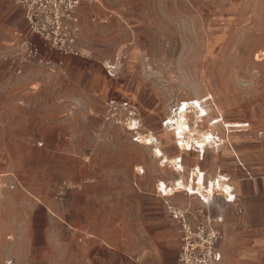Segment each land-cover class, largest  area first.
Here are the masks:
<instances>
[{
	"label": "rangeland",
	"instance_id": "1",
	"mask_svg": "<svg viewBox=\"0 0 264 264\" xmlns=\"http://www.w3.org/2000/svg\"><path fill=\"white\" fill-rule=\"evenodd\" d=\"M78 14V56L40 40L35 55L23 10L0 0V264L174 263L180 227L156 187L173 169L106 121V103L138 106L173 161L162 122L198 96L200 131L212 125L242 161L219 147L201 161L238 186L236 204L211 207L223 264H264V0H96ZM181 154L186 178L199 156Z\"/></svg>",
	"mask_w": 264,
	"mask_h": 264
},
{
	"label": "built area",
	"instance_id": "2",
	"mask_svg": "<svg viewBox=\"0 0 264 264\" xmlns=\"http://www.w3.org/2000/svg\"><path fill=\"white\" fill-rule=\"evenodd\" d=\"M23 10L28 34H20L24 44L38 55L39 46L35 40H40L49 50L59 52L64 56H78V36L80 34V17L78 10L84 2L96 0H14ZM181 108H184L182 103ZM191 114L190 108L185 111ZM106 121L123 126L132 134V141L140 144L139 132L143 127L139 109L129 100L111 99L106 103ZM165 128H171L169 117L163 120ZM245 127H248L246 124ZM231 179L228 177L226 182ZM231 182V180H230ZM232 183V182H231ZM234 198L221 196L215 191V196L209 200L196 194L198 207L186 209L166 201L169 217L179 225L181 248L174 264H223L224 254L221 242L224 240L219 226L224 222V215H217L211 207L218 201L225 205H234ZM164 198V197H163ZM200 199V200H199ZM202 202V203H201ZM200 204V205H199ZM236 204V203H235Z\"/></svg>",
	"mask_w": 264,
	"mask_h": 264
},
{
	"label": "bare ground",
	"instance_id": "3",
	"mask_svg": "<svg viewBox=\"0 0 264 264\" xmlns=\"http://www.w3.org/2000/svg\"><path fill=\"white\" fill-rule=\"evenodd\" d=\"M106 65L113 70L119 67L118 65ZM199 99L200 97L198 96L195 97L194 100L181 101L179 105L175 107L174 113L168 116L171 120L172 127L169 129L164 127V131L162 130V136L167 134L172 135V145L180 151V155L177 156V159L171 161L169 156L164 153L163 140L160 141L156 137V133H153L152 131H147L146 133L139 132L140 145L146 146L153 152L154 158L158 160L162 169H173V177H175L172 179V182L166 181V179L157 181L156 187L158 193L161 197L168 200H174L178 195L183 194L188 198L185 199L186 201L184 200L181 202V205H184V209L192 206V202L198 199L196 194L209 200L212 196H215V191H217L219 195L228 198L232 197L231 199H233L235 196L234 192L236 191V187L230 182V179L226 182L228 179L227 176H210L206 171L202 170L200 166L199 169H197L198 167L190 168L186 178L182 175L184 166L181 153L191 154L197 152L199 154V159L203 160V153L207 150L216 149L225 143V140L221 138L218 133L213 132V130L211 131L212 125L208 132L200 131L202 128L204 130L202 124L205 120L209 119V112L206 108L207 99ZM182 103H184V108H181ZM185 108H190V113H193V115L188 114V111H185ZM215 121L216 120H213L211 123L215 125ZM211 123L210 121L207 123L208 127ZM245 126L246 125L242 126L239 124L227 125L229 128H243ZM141 169L142 168L139 167L138 170L141 175H144L145 171H142ZM235 203L236 200L234 201V204Z\"/></svg>",
	"mask_w": 264,
	"mask_h": 264
},
{
	"label": "crops",
	"instance_id": "4",
	"mask_svg": "<svg viewBox=\"0 0 264 264\" xmlns=\"http://www.w3.org/2000/svg\"><path fill=\"white\" fill-rule=\"evenodd\" d=\"M163 123V122H162ZM162 130L164 131V126H163V124H162ZM148 132H151V130H149ZM153 132V131H152ZM154 133V132H153ZM229 145H230V150H229ZM212 150H214V149H212ZM208 151V150H207ZM207 151L205 152V155H204V158H203V160H200L199 159V161H198V159H197V161L194 163V164H196V163H199V166H200V168L202 169V166H201V161H204L205 160V157H206V153H207ZM214 151H216V153L217 154H219L220 155V153L222 152V153H228V154H230V155H233L237 160H238V162H240V163H242V161H241V158H240V155H239V153L231 146V139L228 141V143L225 145V146H221V147H219L218 149H216V150H214ZM194 152V151H193ZM197 154V158H198V156H199V154L197 153V152H194V154ZM178 156V155H177ZM177 156H173V158H175V157H177ZM155 160L158 162V160L155 158ZM129 163H134V158L132 157L129 161H128ZM159 164V163H158ZM193 164V165H194ZM197 167H198V169H199V166L198 165H196ZM190 168H192V167H190ZM203 170V169H202ZM208 174V173H207ZM219 174H221V172H219V170L218 171H216L215 172V174H214V176H216V175H219ZM163 175H165V174H163ZM208 175H210V174H208ZM165 176H168V175H165ZM210 176H212V175H210ZM161 178L163 179V180H165L166 179V181H169V179H167V178H165V177H163V176H161ZM231 180V179H230ZM239 186H240V184H239ZM236 187H238V186H236ZM226 233H227V235H228V233H229V236H230V230H228V232L226 231ZM174 241L176 242V239H175V234H174ZM223 251V250H222ZM223 254H224V251H223ZM247 257L248 256V254H244L243 255V257ZM224 257V256H223ZM177 261V260H176ZM175 261V262H176ZM174 262V263H175ZM174 263H172V264H174Z\"/></svg>",
	"mask_w": 264,
	"mask_h": 264
},
{
	"label": "snow or ice",
	"instance_id": "5",
	"mask_svg": "<svg viewBox=\"0 0 264 264\" xmlns=\"http://www.w3.org/2000/svg\"><path fill=\"white\" fill-rule=\"evenodd\" d=\"M185 107H186V105H185ZM230 199L232 198V197H229Z\"/></svg>",
	"mask_w": 264,
	"mask_h": 264
}]
</instances>
